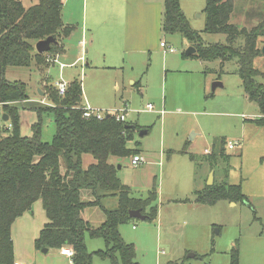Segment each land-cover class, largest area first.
<instances>
[{
	"label": "rangeland",
	"instance_id": "1",
	"mask_svg": "<svg viewBox=\"0 0 264 264\" xmlns=\"http://www.w3.org/2000/svg\"><path fill=\"white\" fill-rule=\"evenodd\" d=\"M19 1L26 8L39 3V0ZM62 1L63 22L65 25L75 27L73 34L64 40L66 54L60 56V61L58 60L56 65L47 61L51 64L49 67L33 64L30 68H9L6 73L7 80L27 84L30 100L23 106L20 105L21 134L32 137L33 126L39 119L38 112L34 109L52 104L47 96H40V88L49 93L60 80L67 83L75 79L80 81L86 106L96 108L97 104L101 107L108 104L113 108H122L126 102L132 110L128 123L141 127L149 126L152 129L144 137L135 132L134 140L128 145L135 149L136 142L140 143V151L152 163L134 168L132 158H112L111 162L117 166L118 177L130 188L135 198L146 199L154 185L157 186L158 193L155 204L158 207V215L155 221L132 219L119 226L120 235L125 243L135 247L138 264H230L231 253L235 248L240 252V246L245 242L244 236L255 234L261 229L260 224L253 222L254 210L248 204L220 201L213 206H203L196 204L195 201L196 192L210 184L211 173H214L218 183L224 179L226 169L229 171L228 183L238 185L243 182L248 193L254 191L250 188L253 183L249 172L255 164L257 166L261 164L260 141L252 145L243 158L240 157L239 148L235 150L226 148L228 159L220 155L222 140L232 141L240 138L242 141L243 126H247L246 137L256 138L254 136L256 126L243 121L254 119L253 115L256 114L254 112H259V107L245 96L242 81L236 74L237 61L226 62L224 66L221 61H195L192 63L204 70V74L198 78L188 72H168L166 76L163 60L170 57L173 65L176 64L175 60L179 59L181 63L188 64L182 60V54L194 46L181 34L166 36L162 24L158 28L154 27V30L147 25L132 30V34L140 38L142 46L147 49L145 53L136 55V67L132 70L127 66L117 70L116 73L119 74L117 78L121 80L118 81L120 90H115L114 74L101 70L98 72L94 70L93 64L87 65L93 62V58L97 64L100 63V56L94 57L93 52L86 53L89 46L81 45L82 29L86 25L87 0ZM181 1L192 29L200 34L205 45L226 43L225 35L204 32L206 0ZM235 1L231 23L251 28L264 20V0ZM87 9V21L90 24L93 9L91 0H88ZM162 40L172 45L176 52L170 54L161 49ZM259 45L262 50L264 37L259 39ZM62 52L59 54H63ZM80 55L83 59L77 60ZM56 56L52 58L56 59ZM60 63L72 66L65 69L61 75ZM255 67L260 71L264 70V55L262 60L256 61ZM130 76L135 80L134 83L140 82V88L134 87V83L128 79ZM45 79L49 83L42 88L41 83ZM258 81L264 85V76L259 77ZM217 82L222 83L223 87L213 91V85ZM212 93L213 97H209ZM31 99H38V102ZM148 104L154 105L152 112H144ZM3 116L4 111L0 106V125H6L8 128L11 122H5ZM42 120L41 139L50 143L56 133L54 115L48 111L44 112ZM195 134L197 136L193 140ZM241 143L243 144V141ZM214 144L216 162L205 154L206 150L212 151ZM257 172L253 175H259V171ZM82 199L93 201L94 196L92 192L84 191ZM187 200L188 203H181ZM118 201L116 196L104 197L102 206L87 208L82 217L92 227L98 228L106 220L104 209L116 210ZM251 203L255 207V202ZM41 204L42 202L38 201L32 208L35 222L39 226L46 216L44 208L41 210L43 207ZM40 210L43 211L42 215ZM35 230L37 232L38 228ZM12 238L15 264H72L71 259L62 256L59 250H48V253L38 250L34 231L27 232L14 227ZM85 241L90 253L106 249L103 239H92L86 235ZM251 251L253 252L252 249ZM190 254L197 256L189 258ZM245 258L248 261V253H245ZM93 264L113 263L108 258L95 256Z\"/></svg>",
	"mask_w": 264,
	"mask_h": 264
},
{
	"label": "trees",
	"instance_id": "2",
	"mask_svg": "<svg viewBox=\"0 0 264 264\" xmlns=\"http://www.w3.org/2000/svg\"><path fill=\"white\" fill-rule=\"evenodd\" d=\"M235 4V0H206L204 32L225 35V44L205 45L200 34L192 29L181 0H163L162 29L166 36L181 34L194 46L196 53L187 56L184 52V59L221 61L223 66L237 61L236 74L245 95L259 107L261 116L253 122L264 127V85L258 81L264 73L255 67L256 60L262 56L259 39L264 37V20L251 28L231 23ZM62 7V0H39L29 8L19 0H0V106L11 122V128L0 129V264H15L12 227L38 201L42 202L47 217L35 241L38 250L70 248L74 251L73 264H93L95 256L108 258L113 264H138L135 247L125 243L119 226L133 219L130 211L134 210H142L147 216L145 221L156 220L157 186H153L146 199L135 198L118 177L117 166L111 159L141 154L140 143L136 142L135 149L128 144L134 140V133L144 128L119 122L113 115L102 121L85 118L82 83L74 80L64 97L59 96L55 87L49 90L50 94L45 93L52 104L34 109L39 119L33 126L32 137L20 132V105L29 100L27 84L7 80L6 73L9 68L47 66L49 57L65 51L64 40L75 27L64 24ZM49 37L58 43L52 44L50 52L39 54L36 43ZM47 111L54 115L56 124L50 143L41 139L42 116ZM225 143L226 140L221 141L222 147ZM85 155L95 160L88 168L83 166ZM84 191L92 192L94 200L84 201ZM107 196L118 197V208L104 209L105 223L94 228L82 214L87 208L102 206V199ZM196 196L195 203L203 206L220 201L250 205L241 185L214 184L196 192ZM86 235L103 239L106 249L90 253ZM230 264H240V252L236 248L231 253Z\"/></svg>",
	"mask_w": 264,
	"mask_h": 264
},
{
	"label": "crops",
	"instance_id": "3",
	"mask_svg": "<svg viewBox=\"0 0 264 264\" xmlns=\"http://www.w3.org/2000/svg\"><path fill=\"white\" fill-rule=\"evenodd\" d=\"M91 1H92V8H93L91 11V21H90V24L87 21V13H88L87 12L88 0H87L86 18H85L86 25L82 29L83 39L81 41L82 43L81 45L86 46V47L89 46L87 50L85 51L86 53L93 52L94 57L100 56L99 57L100 63L97 64L95 62V59L93 58L92 59L93 62H89L87 65H90L91 63L94 65V70H97L98 72L99 70H101L108 74H114L115 75L114 76V81H115L114 89L119 91L120 86H119L118 81H120L121 79L117 78V76H119V74L116 73L117 70L118 69L121 70L125 66H127V68H130V70H132L133 67H136V61H137L136 55L145 53L146 51L145 49H147L146 47L142 46V40L138 37H135L132 34V30L141 29L147 25H150L151 30H154V27L155 28L160 27L163 21V11H164L163 0H91ZM181 7L184 13L186 14V10H184L183 8L182 1H181ZM162 42L164 41L162 40L161 43ZM161 43H160V47H161ZM166 43L168 44V46L172 47V45H170L168 42ZM161 49H164V48L161 47ZM164 51L166 50L164 49ZM167 53H170V52H167ZM174 53H170V54H174ZM65 54H66V46H65V51L63 52V54H59V56H56V57L60 61V58L63 57ZM79 59H83V56L80 55L77 60ZM182 60L184 62H188V64L181 63L179 59V60H175L176 64L173 65L170 61V57L163 60V70L166 73V76L168 72H171V73L188 72L191 74H195L196 78L204 74V70H202L201 67H198L197 65H194L195 63H192L195 61H198V62H201V61L193 60V59H184L183 57H182ZM258 60H262V56L259 57L256 61ZM56 64L58 63H55V64L52 63V65H56ZM50 65L51 64H48L47 67H49ZM61 65H65V67L61 69ZM69 66L70 65L66 63H60L61 75L62 73H64L65 69L69 68ZM169 66H171L172 68H170ZM261 72L264 73V70H261ZM122 75H125V74H122ZM128 79L132 84L134 83L133 81H135L132 78V76L128 77ZM166 80H168L167 77H166ZM215 81H218V80H215ZM48 83H49L48 80L46 81L45 79L41 83V87L43 88V86H47ZM134 87L140 88L141 87L140 82L134 83ZM39 91H40V96L46 97L45 90L42 91V89L40 88ZM84 96L85 94L83 91V99H84ZM87 99L89 101L88 97ZM29 100H30V97H29ZM31 101L38 102V99H31ZM82 104L85 105L84 102H82ZM97 105H95L96 108L104 109L107 111H116V110H121V109L128 110L126 122H129L128 118H129V114L132 113V110H130L126 102H124V107L122 108L121 107L113 108V106H110V105L108 106V104H104L105 105L104 107L99 106L100 104H97ZM147 106H146V109H144V112H149L147 110ZM133 112L139 113L140 111L138 112L133 111ZM254 113H256L253 115L254 119H251V120L244 119L243 122L244 123L249 122L250 124H253L256 126V129L254 130V136L256 137L255 139L246 137L245 133H246L247 126H243V138H242L243 144L241 143L242 141L240 138L237 139L238 141L237 140L226 141L223 147L220 142V145H221L220 155L221 157H226L227 159L228 157L226 156V148H228L229 142L236 141L239 143V145L235 147V149L236 148L240 149V157L242 158L245 157L247 151L257 141H260L262 145V149H261L262 155L259 158L261 159L260 160L261 164L260 166H257V164H255V166L252 167L249 172L251 181L253 183L252 187L250 188L254 191H251L248 193L246 191V186L244 185L243 182H240L238 184V185H241L244 195L248 198L250 202V206L254 210L253 222L258 223L261 226V229H259L255 234L253 233L246 234L244 236L243 241L245 242L241 244L240 246V264H264V127L257 126L253 122V120L258 119L261 116L260 111L259 112L255 111ZM5 127L6 125H3V126L0 125V129H3ZM143 128L144 129L142 130L147 131V134L144 136H147L152 130L149 128V126H146ZM196 136L197 135L195 134L192 139L194 140ZM222 139H225V138H222ZM206 151H205V154H206ZM215 152H216V146L214 144L211 154H206V155H209V157H211V159L214 162H216V157H217L215 155ZM148 160H149L148 163H152L150 159ZM93 163H95V160L91 155L83 156L84 168H88ZM213 169H214V166H212L211 170ZM145 170L146 169H144V171ZM257 171H259V175L257 174V176H254L253 173ZM210 177H212V185L214 184L220 185V184L228 183L227 179H229V171L228 169L225 170L223 174L224 179L218 183L216 182L214 178L213 172L211 173ZM241 180L243 181V178H241ZM230 185H234V184H230ZM207 186L209 185H206L205 187ZM204 188H202L201 190H198L197 192L202 191ZM250 200L255 202V207L251 203ZM230 203H233V202H230ZM235 204H238V203H235ZM42 209L43 207H41V210ZM41 210H40V214L42 215V212L44 210L43 211ZM32 212L33 211L31 210L30 212L25 213L23 217L17 220V222L14 224L12 228L14 229V227H19V229H23V231H27V232L34 231V239H37L41 230L47 223V217L45 216L43 218L42 225L39 226L35 222V217L33 216ZM35 228L36 229L38 228L37 232ZM251 249L253 250V252L251 251ZM245 253L249 254L248 261L245 258Z\"/></svg>",
	"mask_w": 264,
	"mask_h": 264
},
{
	"label": "built area",
	"instance_id": "4",
	"mask_svg": "<svg viewBox=\"0 0 264 264\" xmlns=\"http://www.w3.org/2000/svg\"><path fill=\"white\" fill-rule=\"evenodd\" d=\"M161 47L164 48L167 52H170V53L176 52L173 47L168 46L166 41L161 43ZM48 62H50V63H58V59L57 58L53 59L52 57H49L48 58ZM64 67H65V65H61V69H63ZM68 86H69V83L65 82L64 80H60V81L55 83V88L57 89L59 96L64 97L66 95L67 90H68ZM82 109H83V116L85 118H87V119L95 118L98 121L104 120L108 115H113V116L116 117L117 121L126 122L127 113H128V110H126V109H121V110H116V111H107V110H101V109L92 108V107L86 106V105H84L82 107ZM147 110L149 112H152L154 110V106L151 105V104L148 105L147 106ZM9 128H11V125L9 126ZM238 145H239V143L236 142V141L229 142L228 143V148L230 150H233ZM206 154H211V151L207 150ZM148 162H149L148 158L145 157L143 154H139V155L134 156L132 158V166L134 168H139V167H141L142 165H144V164H146ZM60 253L63 256L70 258L71 262H72V259L74 257V251L72 249L63 248V249L60 250ZM72 264H73V262H72Z\"/></svg>",
	"mask_w": 264,
	"mask_h": 264
},
{
	"label": "water",
	"instance_id": "5",
	"mask_svg": "<svg viewBox=\"0 0 264 264\" xmlns=\"http://www.w3.org/2000/svg\"><path fill=\"white\" fill-rule=\"evenodd\" d=\"M57 40L54 37H49L45 40H41L39 42L36 43V51L39 54H45L51 51L52 48V44H57ZM196 53V49L194 47H191L189 50H187L186 55L190 56ZM262 54L264 55V48L262 49ZM222 88L223 84L220 82L214 83L213 85V91H216L217 88ZM3 120L5 122L8 121V117L6 115H4ZM130 128H133V126H131ZM147 134V131L145 130H141L140 131V136L143 137L144 135ZM119 169H121V166L118 167ZM212 185V177H210V184L209 186ZM130 217L133 219H139V220H143L145 221L147 216L142 214V210H134V211H130ZM44 253H48V249H44L43 250ZM197 255L196 254H190L188 257L189 258H195Z\"/></svg>",
	"mask_w": 264,
	"mask_h": 264
}]
</instances>
